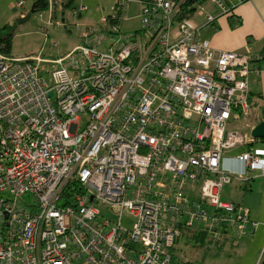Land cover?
<instances>
[{
    "label": "built area",
    "instance_id": "2783aa9c",
    "mask_svg": "<svg viewBox=\"0 0 264 264\" xmlns=\"http://www.w3.org/2000/svg\"><path fill=\"white\" fill-rule=\"evenodd\" d=\"M185 1L139 0L141 27L127 35L103 17L109 52L93 45L104 39L95 26L56 59L0 51V264H171L182 227L214 241L255 232L249 209L223 199L233 178L264 174V148L230 126L250 115L253 57L200 39L180 19ZM211 1L221 15L234 8Z\"/></svg>",
    "mask_w": 264,
    "mask_h": 264
},
{
    "label": "rangeland",
    "instance_id": "374dc122",
    "mask_svg": "<svg viewBox=\"0 0 264 264\" xmlns=\"http://www.w3.org/2000/svg\"><path fill=\"white\" fill-rule=\"evenodd\" d=\"M35 2L36 0H25L26 8L31 10ZM84 2L89 10L86 11L83 17L73 16V9L80 4V1L76 0L73 7L63 9V7L58 8V5H56L51 10L50 8H41L32 13L28 21L18 23L17 20L23 17V14L22 10L14 5L15 0H0V26L6 24L13 26V44L8 56L21 58L40 55L46 59L59 58L79 45L85 44L84 37L89 26L97 27L99 34H103L104 37L101 43L98 40L93 41V45L101 51L109 52L112 41L107 26L102 23V19L114 13V8L117 6L116 1L85 0ZM130 4L133 8L137 5L133 0ZM41 12H43V16H40ZM51 14H53V17H51ZM221 14V9L213 4L211 0H208L197 7L190 20L194 22V20L205 19L206 22L207 15L218 17ZM67 24H70L72 28H67L69 27ZM136 24H138L137 20ZM55 43L57 45H54ZM46 65L51 66L50 63H46ZM44 75L47 76L46 73ZM246 119L247 117L234 115L230 125L231 128L244 134H251L249 128L245 126ZM251 148H264V142H257ZM241 151V149L230 150L226 151L224 155L231 157ZM232 180L233 183L225 184L224 188V197L228 201L232 199L231 195L236 193L237 190L238 193L245 190L241 185L236 186L237 181H235V178ZM200 189L201 185L198 186L197 193L191 194L192 198L199 196ZM25 198L27 200L32 199V195H26ZM97 207L104 217L114 221L117 220L118 216L109 207L104 204H97ZM207 209L209 213H212L211 206H207ZM134 222L133 217L128 216L126 213L123 215L122 223L124 226L132 228ZM191 236V231L183 230L180 239L176 241L174 251L185 260L204 264H256L255 255L258 250V243H254L253 238H241L242 243L233 247L230 243L223 244V242H217L208 237L203 241V244H200L191 239ZM263 261L264 257H261L257 264H262Z\"/></svg>",
    "mask_w": 264,
    "mask_h": 264
},
{
    "label": "crops",
    "instance_id": "0c3cea01",
    "mask_svg": "<svg viewBox=\"0 0 264 264\" xmlns=\"http://www.w3.org/2000/svg\"><path fill=\"white\" fill-rule=\"evenodd\" d=\"M79 1L80 4L87 6L84 2L85 0ZM115 1L116 5L121 1L128 3L127 10L122 13V19L120 22L116 23L121 33L127 35L138 31L141 27L139 0H133L137 4L135 8L130 4L131 0ZM232 4L234 6L233 10L228 14L219 15L214 23L206 24L207 20L205 22V19L194 20L192 23L201 28L200 39H209L215 49L249 54L253 57L250 65L251 71L249 73L251 112L249 116H244L247 117L245 126L249 128V132H251L252 128L263 119L264 0H246L242 2H240V0H233ZM56 5H58V8H60V6L63 7L60 0H57ZM88 10L89 8L87 6V9L82 11L81 15L78 17H83ZM136 20L138 24H136ZM67 26H69L67 28H72L70 24H67ZM106 26L108 30V24ZM112 35L117 36L113 33ZM109 37H111L110 32ZM84 42L86 43L85 37ZM246 135L251 136V134ZM257 142L263 141L255 140V142L249 144L248 147L251 148L252 145ZM244 148L245 147L238 149L243 150ZM228 164L226 160L223 162L224 167ZM234 166L238 168V165ZM246 177L247 180L235 178V181H237L236 186L241 185L245 190L242 191V193H238V190L236 193H233L230 202H235L236 204L248 208L251 220L257 222L258 225L252 235L240 236L235 232H230L229 236L221 242H223V244L230 243L231 246L235 247L242 243L243 240L241 238H253V242L258 243V250L255 255L257 264L259 259L264 257V174L260 170L250 171ZM231 183H233V180ZM224 195L223 189V199L226 200Z\"/></svg>",
    "mask_w": 264,
    "mask_h": 264
},
{
    "label": "trees",
    "instance_id": "16d2710c",
    "mask_svg": "<svg viewBox=\"0 0 264 264\" xmlns=\"http://www.w3.org/2000/svg\"><path fill=\"white\" fill-rule=\"evenodd\" d=\"M60 1H61V5L65 8V7H71V6L73 7L75 0H60ZM206 1L207 0H186L180 12V19L191 18L195 10L197 9V6H196L197 3L202 4L203 2H206ZM243 1H246V0H243ZM34 7L36 8L37 11L41 8L46 9L48 8V2L47 0H39L35 2ZM119 15H120L119 9H118V14L116 18H112V15H109L108 17L110 18V22L115 23V24L120 22ZM12 37H13V26H11L10 24H6L2 27L0 26V51L7 55L10 54L11 49H12V44H13ZM258 141L264 142V140H258ZM183 230L191 231L192 236L190 238L193 239L195 242H199L200 244H203V241L207 237L209 238L206 232L199 230V229L182 227V231ZM178 239H180V237ZM217 242H221V241H217ZM175 245H176V242L171 249V256H172L171 264H204L201 262H195L192 260L183 259L181 256H179L174 251ZM262 264H264V261L262 262Z\"/></svg>",
    "mask_w": 264,
    "mask_h": 264
},
{
    "label": "water",
    "instance_id": "95a60500",
    "mask_svg": "<svg viewBox=\"0 0 264 264\" xmlns=\"http://www.w3.org/2000/svg\"><path fill=\"white\" fill-rule=\"evenodd\" d=\"M35 11H36V8L33 6L32 9L27 13V15L20 17L17 20V22L23 23V22L28 21L31 18L32 13H34ZM50 95L52 96L53 92H51ZM262 113H263V119L256 126H254L251 130V137L254 140H264V107H263Z\"/></svg>",
    "mask_w": 264,
    "mask_h": 264
}]
</instances>
